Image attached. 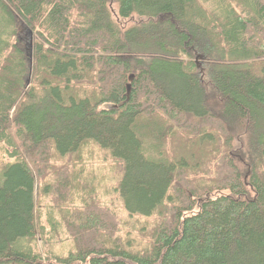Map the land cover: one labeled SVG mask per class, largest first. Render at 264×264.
Masks as SVG:
<instances>
[{
	"label": "trees",
	"instance_id": "obj_1",
	"mask_svg": "<svg viewBox=\"0 0 264 264\" xmlns=\"http://www.w3.org/2000/svg\"><path fill=\"white\" fill-rule=\"evenodd\" d=\"M0 144V264H264V0H0ZM94 146L126 235L51 180ZM44 190L65 255L39 251Z\"/></svg>",
	"mask_w": 264,
	"mask_h": 264
},
{
	"label": "rangeland",
	"instance_id": "obj_2",
	"mask_svg": "<svg viewBox=\"0 0 264 264\" xmlns=\"http://www.w3.org/2000/svg\"><path fill=\"white\" fill-rule=\"evenodd\" d=\"M26 30V29H25ZM24 36V35H23ZM22 46L27 47L28 39H23ZM197 60V62H199ZM33 65V62H32ZM202 66V65H201ZM32 71L29 75L31 81ZM2 144H0V171L8 160H10L8 154L5 155L1 152ZM94 152L93 157L85 156L86 161H77L74 155H68L65 157L64 161L52 160L49 169L56 173L51 174V180L55 184V189L58 186H63L60 184V180H66L67 184L66 191L61 187V191L66 193L65 202L71 206H78L79 208L82 204L77 203V197L80 194L82 199H87L88 201L97 200L96 204H101L117 213L123 224V230L121 232L126 235V231L129 229L135 231L138 223L137 218H131L124 210L121 202V197L118 191L119 182L122 179L123 171L118 165L119 162L113 160L106 151L102 150L100 147L94 146L92 148ZM108 155V156H107ZM107 156V157H106ZM121 172V173H120ZM78 175L77 180L75 179ZM49 176V177H50ZM3 176L0 174V179ZM120 178V179H119ZM87 181V183H85ZM80 184V185H79ZM79 185V186H77ZM73 190V191H72ZM75 200V204L73 203ZM38 203V214L40 219H42L43 224L46 228L44 234H41V239L39 240V251H46L49 249L50 244L54 246L56 252L61 255H65L69 250L74 247L73 241L70 236L66 233V227L62 226L61 231L58 232V236H55L52 232V228L48 222L50 216L53 220H59L60 214L56 209V203L53 202V195L49 194L48 191H39L37 195ZM92 203V202H87ZM141 220L140 222H144ZM148 230L156 223V216L147 221ZM140 232H134L137 235ZM146 242H143L142 248H145Z\"/></svg>",
	"mask_w": 264,
	"mask_h": 264
},
{
	"label": "water",
	"instance_id": "obj_3",
	"mask_svg": "<svg viewBox=\"0 0 264 264\" xmlns=\"http://www.w3.org/2000/svg\"><path fill=\"white\" fill-rule=\"evenodd\" d=\"M202 57L199 56L197 58V60L201 59ZM29 60H30V69H32V62H33V45H32V41H31V44H30V47H29ZM27 85L29 86L30 85V79L27 80ZM130 90V86H128V91Z\"/></svg>",
	"mask_w": 264,
	"mask_h": 264
}]
</instances>
